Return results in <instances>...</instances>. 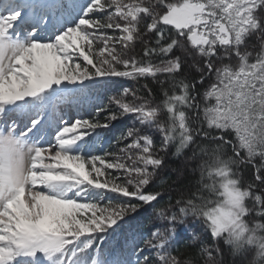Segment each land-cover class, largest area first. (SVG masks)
<instances>
[{
	"label": "snow or ice",
	"instance_id": "snow-or-ice-1",
	"mask_svg": "<svg viewBox=\"0 0 264 264\" xmlns=\"http://www.w3.org/2000/svg\"><path fill=\"white\" fill-rule=\"evenodd\" d=\"M0 264H264V0H0Z\"/></svg>",
	"mask_w": 264,
	"mask_h": 264
},
{
	"label": "trees",
	"instance_id": "trees-1",
	"mask_svg": "<svg viewBox=\"0 0 264 264\" xmlns=\"http://www.w3.org/2000/svg\"><path fill=\"white\" fill-rule=\"evenodd\" d=\"M145 81H140L139 83H144ZM120 83H126L127 86L130 87H138L139 84L135 81H132V85H131V80H121ZM94 91H97L94 89ZM98 91H103V89H99ZM201 91H203V89H201ZM92 100V102H90ZM77 103L76 108H80L79 109V115H82L84 112L90 111V108H88V105H92V103L95 102V100L93 99L92 96H88L86 99L80 100V101H75ZM81 103H83V105H81ZM78 112V111H77ZM117 127H120V125H117ZM248 172H250V169L248 170ZM248 172H246V174H248Z\"/></svg>",
	"mask_w": 264,
	"mask_h": 264
},
{
	"label": "rangeland",
	"instance_id": "rangeland-1",
	"mask_svg": "<svg viewBox=\"0 0 264 264\" xmlns=\"http://www.w3.org/2000/svg\"><path fill=\"white\" fill-rule=\"evenodd\" d=\"M124 85H125L126 87H130V86H127L126 83H124ZM131 85H132V81H131ZM90 102H92V100H91ZM81 105H83V103H81ZM88 108H90V111H91V105H88ZM79 109H80V108H76L75 111H78V113H79ZM66 110H67V111H66ZM66 110H64V112H65L66 114H67V113H70V114L73 115V116H79V115L76 114V113H72V109H71V110H68V109L66 108ZM79 114H80V113H79ZM128 123H130V121H129Z\"/></svg>",
	"mask_w": 264,
	"mask_h": 264
}]
</instances>
